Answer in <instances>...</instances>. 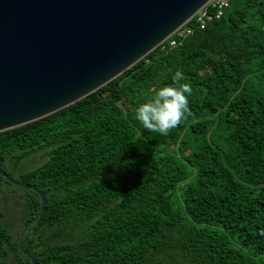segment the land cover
<instances>
[{
  "label": "trees",
  "instance_id": "obj_1",
  "mask_svg": "<svg viewBox=\"0 0 264 264\" xmlns=\"http://www.w3.org/2000/svg\"><path fill=\"white\" fill-rule=\"evenodd\" d=\"M156 47L71 105L0 132L1 168L46 198L22 247L36 264H264V0ZM180 69L189 111L167 135L135 107ZM38 194L0 176V264Z\"/></svg>",
  "mask_w": 264,
  "mask_h": 264
},
{
  "label": "water",
  "instance_id": "obj_2",
  "mask_svg": "<svg viewBox=\"0 0 264 264\" xmlns=\"http://www.w3.org/2000/svg\"><path fill=\"white\" fill-rule=\"evenodd\" d=\"M211 0H0V132L32 122L87 96L164 42ZM0 176L36 186L1 168Z\"/></svg>",
  "mask_w": 264,
  "mask_h": 264
},
{
  "label": "clouds",
  "instance_id": "obj_3",
  "mask_svg": "<svg viewBox=\"0 0 264 264\" xmlns=\"http://www.w3.org/2000/svg\"><path fill=\"white\" fill-rule=\"evenodd\" d=\"M184 80V73L177 69L172 75L173 84L155 88L148 98L134 109V119L148 130L167 135L189 111L188 100L192 92L190 83Z\"/></svg>",
  "mask_w": 264,
  "mask_h": 264
},
{
  "label": "built area",
  "instance_id": "obj_4",
  "mask_svg": "<svg viewBox=\"0 0 264 264\" xmlns=\"http://www.w3.org/2000/svg\"><path fill=\"white\" fill-rule=\"evenodd\" d=\"M228 1L229 0H211L208 4L200 8L199 11L194 15L195 22L198 27L204 28L210 20L219 18L222 15L224 9L228 6ZM191 32V28L182 26L157 47H159L161 50H165L168 47L175 46L179 39L185 37Z\"/></svg>",
  "mask_w": 264,
  "mask_h": 264
}]
</instances>
